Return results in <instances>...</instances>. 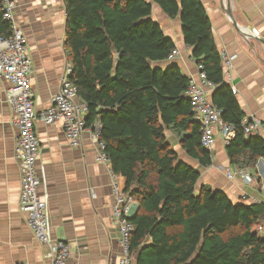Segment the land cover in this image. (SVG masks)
Instances as JSON below:
<instances>
[{"label":"trees","instance_id":"obj_1","mask_svg":"<svg viewBox=\"0 0 264 264\" xmlns=\"http://www.w3.org/2000/svg\"><path fill=\"white\" fill-rule=\"evenodd\" d=\"M151 2L179 18L191 59L214 87L212 104L234 127L225 145L230 165L249 169L264 158L263 139L244 138L245 116L224 81L201 0H63L70 80L88 107L86 125L99 124L110 170L138 204L130 220L134 264H264V203L233 204L207 186L197 191L198 171L167 142L165 131L174 130L189 157L212 163L185 95L189 78L176 65L158 66L176 48L151 18ZM9 34L0 9V36Z\"/></svg>","mask_w":264,"mask_h":264},{"label":"crops","instance_id":"obj_2","mask_svg":"<svg viewBox=\"0 0 264 264\" xmlns=\"http://www.w3.org/2000/svg\"><path fill=\"white\" fill-rule=\"evenodd\" d=\"M13 1L19 27L28 43L33 65L30 88L35 111L40 112L51 105L68 63L64 47L65 6L63 0ZM201 2L217 50L233 57L228 75L223 71L224 81L236 89L234 95L244 116L257 117L264 124V0ZM151 6V18L160 24L163 34L179 52L169 64L178 66L188 78H197L179 18L168 19L155 3L151 2ZM7 87L0 80V264H51L49 246L36 239L19 210L20 171L14 155L17 130L12 125L14 113L6 100ZM35 129L40 146L37 166L44 175L38 193L48 195L53 239L69 245L70 264H118L121 247L119 227L112 219L113 179L106 165L96 160L89 131L83 132L80 146L72 148L61 123L37 122ZM165 136L178 160L198 171L197 191L207 186L223 192L233 204L264 203V158L247 169L254 179L247 184L226 178V171L237 167L230 165L219 136L210 152L212 163L207 167L186 154L176 131L167 129ZM260 137L264 141V133ZM115 182L124 190V177L116 175ZM137 212L138 204L134 202L130 216Z\"/></svg>","mask_w":264,"mask_h":264},{"label":"built area","instance_id":"obj_3","mask_svg":"<svg viewBox=\"0 0 264 264\" xmlns=\"http://www.w3.org/2000/svg\"><path fill=\"white\" fill-rule=\"evenodd\" d=\"M2 19L9 24L8 37L0 36V80L8 84L6 100L14 117L12 125L17 130L14 155L20 171L19 210L26 216V222L36 239L49 246L48 257L51 264H70V248L65 242L53 239L51 233L48 195L39 194L38 189L44 184L43 170L37 166L40 153L36 123L45 125L61 123L67 143L72 148L81 144L82 134L89 131L95 145L96 160L109 169L113 179L111 194L113 197L112 219L119 227V243L121 253L118 264H134L130 253V236L133 225L130 221V209L133 199L115 182V174L110 170L108 158L104 152V144L99 140L100 127L95 123L93 128L86 125L88 113L86 103L77 98V88L70 80L72 69L66 63L60 81L58 92L52 97L51 105L40 112L35 111L33 93L30 88V76L33 65L28 53V43L19 27L13 0H0ZM179 52L174 49L166 61L171 63ZM221 65L225 75H228L233 57L226 52L220 53ZM196 65V64H195ZM197 78H189L186 97L190 101L194 118L201 125V145L211 152L216 138L219 136L226 145L234 134V127L221 118V110L217 109L209 98L213 85L206 78L202 65H196ZM236 94V89L231 88ZM241 125L245 139L261 136L264 124L257 117H245ZM226 178L239 179L250 184L254 181L247 169H228ZM259 234L264 238V225L259 226Z\"/></svg>","mask_w":264,"mask_h":264},{"label":"water","instance_id":"obj_4","mask_svg":"<svg viewBox=\"0 0 264 264\" xmlns=\"http://www.w3.org/2000/svg\"><path fill=\"white\" fill-rule=\"evenodd\" d=\"M227 14L229 15L230 19L232 20V17H231L232 15L230 13V9L227 10ZM232 22H233V20H232ZM234 26H236V25L234 24ZM211 98H212V95H211ZM134 217H135V215H131L130 220H132Z\"/></svg>","mask_w":264,"mask_h":264}]
</instances>
